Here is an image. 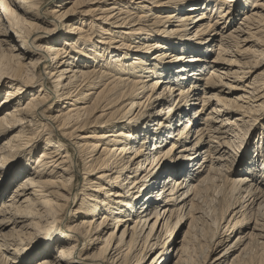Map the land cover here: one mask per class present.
<instances>
[{
  "label": "bare ground",
  "instance_id": "bare-ground-1",
  "mask_svg": "<svg viewBox=\"0 0 264 264\" xmlns=\"http://www.w3.org/2000/svg\"><path fill=\"white\" fill-rule=\"evenodd\" d=\"M0 264H264V0H0Z\"/></svg>",
  "mask_w": 264,
  "mask_h": 264
},
{
  "label": "rangeland",
  "instance_id": "rangeland-1",
  "mask_svg": "<svg viewBox=\"0 0 264 264\" xmlns=\"http://www.w3.org/2000/svg\"><path fill=\"white\" fill-rule=\"evenodd\" d=\"M183 233H181L180 235H182ZM83 262V261H82Z\"/></svg>",
  "mask_w": 264,
  "mask_h": 264
}]
</instances>
